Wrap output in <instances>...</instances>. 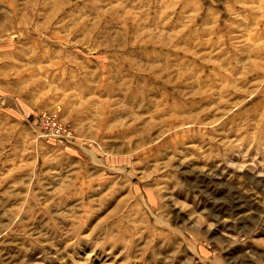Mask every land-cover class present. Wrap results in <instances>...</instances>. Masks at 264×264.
Here are the masks:
<instances>
[{
  "label": "rangeland",
  "instance_id": "374dc122",
  "mask_svg": "<svg viewBox=\"0 0 264 264\" xmlns=\"http://www.w3.org/2000/svg\"><path fill=\"white\" fill-rule=\"evenodd\" d=\"M0 264H264V0H0Z\"/></svg>",
  "mask_w": 264,
  "mask_h": 264
}]
</instances>
